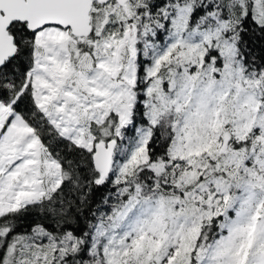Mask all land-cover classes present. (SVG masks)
<instances>
[{"label":"snow or ice","instance_id":"1","mask_svg":"<svg viewBox=\"0 0 264 264\" xmlns=\"http://www.w3.org/2000/svg\"><path fill=\"white\" fill-rule=\"evenodd\" d=\"M0 264H264V0H0Z\"/></svg>","mask_w":264,"mask_h":264}]
</instances>
